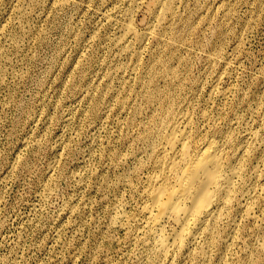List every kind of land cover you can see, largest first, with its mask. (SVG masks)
<instances>
[{
	"label": "rangeland",
	"instance_id": "1",
	"mask_svg": "<svg viewBox=\"0 0 264 264\" xmlns=\"http://www.w3.org/2000/svg\"><path fill=\"white\" fill-rule=\"evenodd\" d=\"M177 118L240 176L165 259L142 207ZM0 264H264V0H0Z\"/></svg>",
	"mask_w": 264,
	"mask_h": 264
},
{
	"label": "bare ground",
	"instance_id": "2",
	"mask_svg": "<svg viewBox=\"0 0 264 264\" xmlns=\"http://www.w3.org/2000/svg\"><path fill=\"white\" fill-rule=\"evenodd\" d=\"M157 153L142 211L160 253L168 259L186 247V237L196 241L218 222L240 172L224 164L222 150L213 140L191 146L183 118L169 126ZM166 223L175 227L167 230Z\"/></svg>",
	"mask_w": 264,
	"mask_h": 264
}]
</instances>
